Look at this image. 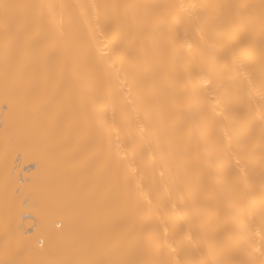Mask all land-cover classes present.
<instances>
[{
    "label": "snow or ice",
    "instance_id": "obj_1",
    "mask_svg": "<svg viewBox=\"0 0 264 264\" xmlns=\"http://www.w3.org/2000/svg\"><path fill=\"white\" fill-rule=\"evenodd\" d=\"M0 82L5 156L22 133L88 220L34 239L5 172L0 264H264V0H0Z\"/></svg>",
    "mask_w": 264,
    "mask_h": 264
},
{
    "label": "bare ground",
    "instance_id": "obj_2",
    "mask_svg": "<svg viewBox=\"0 0 264 264\" xmlns=\"http://www.w3.org/2000/svg\"><path fill=\"white\" fill-rule=\"evenodd\" d=\"M61 2V0H57ZM64 2L84 3H113L116 0H64ZM186 2L215 3L219 0H186ZM258 2V0H257ZM250 113L254 130L258 133L260 125V105L258 101H251ZM8 105L4 102V88L0 82V136L3 135L4 124L7 117ZM195 160V155L193 156ZM7 172L12 178L13 187L16 190L15 214L16 224L21 231L29 236L39 238L48 243L49 234L69 229H82L87 227V217L83 211L75 212L70 216H52L47 205L46 189L54 184L56 176L52 172V165L46 157L31 146L27 138L21 133L5 156L0 147V178ZM205 190L211 192V178ZM74 178L69 177L62 182L63 194L71 201L75 199L73 187ZM4 206L2 192H0V220L3 219ZM53 220H60L63 228L53 226Z\"/></svg>",
    "mask_w": 264,
    "mask_h": 264
}]
</instances>
